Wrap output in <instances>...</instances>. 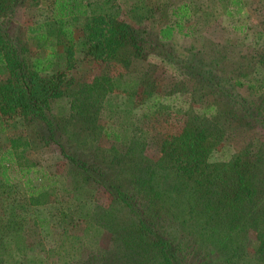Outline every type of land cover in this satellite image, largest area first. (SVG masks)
<instances>
[{"label": "trees", "instance_id": "trees-1", "mask_svg": "<svg viewBox=\"0 0 264 264\" xmlns=\"http://www.w3.org/2000/svg\"><path fill=\"white\" fill-rule=\"evenodd\" d=\"M243 8L240 0H134L126 11L117 0H0V138L8 146L0 142V264H264V166L257 152L261 142L252 140L244 149L249 157L245 166L225 155L231 141L245 132L257 129L264 134V42L255 43L259 50L250 43L247 71L231 76L223 63L235 62L226 51L208 57L203 51L214 53L219 43H208L193 24L196 18L205 23L239 20ZM17 9L30 18L25 58L7 30ZM37 14L43 16L40 23ZM148 24L152 26L146 28ZM179 36L181 47L172 49ZM127 37L134 56L115 61L122 72L110 76L103 68L90 89L62 97L70 73L88 64L109 68ZM196 37L202 45L195 44ZM150 54L164 63V85L156 100L139 105L126 90L153 82L157 66L147 63ZM165 68L172 70L170 76ZM113 91L121 95V116L99 136L119 145V157L107 156L113 169L122 163V177L109 173L107 166L79 159L78 154L88 152L69 145L60 133L72 126V113L92 126ZM60 101L71 119L57 118ZM191 103L203 118L183 122L176 137L182 152L165 151L163 137L156 134L155 139L149 130L171 115L183 114L181 106ZM160 106L170 115L159 113ZM19 118L29 125L37 122L41 136L58 149L64 164L81 175L83 188L91 186L108 196L110 208L94 209L86 221L54 203L44 217L36 215L44 197L56 198V184L54 179L28 176L33 166L16 149L23 138H7ZM137 142L151 143L154 159L134 155ZM19 172L23 180L14 183L8 175ZM202 184L209 186L208 193L199 191ZM178 198L187 204L184 222L168 216ZM245 210L263 212L256 230L249 228ZM116 214H122L120 223ZM105 230L121 239L118 259L93 248ZM24 237L35 239V244L24 246Z\"/></svg>", "mask_w": 264, "mask_h": 264}, {"label": "rangeland", "instance_id": "rangeland-1", "mask_svg": "<svg viewBox=\"0 0 264 264\" xmlns=\"http://www.w3.org/2000/svg\"><path fill=\"white\" fill-rule=\"evenodd\" d=\"M134 0H117L122 10L126 11L131 7V4ZM245 8H243L244 16L239 18H233L232 21H223L221 18H217L211 23H205L199 18L193 22L195 29L200 30L198 34L201 36L205 33V38H207L208 43L213 41L216 46H220L212 53L205 49L203 52L209 55L210 57H215V52H219V56L224 53H227V57L235 62L233 66H230L232 63L225 61L223 63L225 73H229L231 76L239 73L240 71L246 72L248 69V64L246 63L249 52L251 49V44L254 45L259 50V45H255L258 41V44H263L264 42V0H240ZM38 15V14H37ZM39 16V15H38ZM30 18H28L27 13L22 9H17L10 20L8 26L9 33L13 35L14 40L18 48L22 51L23 58L28 57V51L25 45V27L28 24ZM43 16H39L36 19V22H42ZM169 20H172L169 19ZM168 21V19H166ZM165 21V22H166ZM151 24L146 25V28L151 27ZM186 25L183 24V28ZM240 27V28H239ZM244 27V30L241 32V28ZM204 31V32H203ZM203 32V33H202ZM181 37L179 36L173 44V48L180 46L181 47ZM226 42V43H225ZM208 43H206L208 45ZM196 45H202V39L196 37ZM212 44V43H211ZM252 50V49H251ZM164 48H160L158 54H163ZM118 58H113L112 63H110L109 68L107 65L101 64H88L82 67V70L77 73H70L68 76L69 86L64 90L62 97H69L72 94H77L82 92L83 89H90L89 85L92 80L101 74V71L104 68V71L108 72L110 76H114L120 72L122 69L120 64L115 63L119 58L124 56L133 57L134 48L132 45V39L127 37L121 44L120 48L117 51ZM208 56V57H209ZM147 63L157 66V70L152 76L153 82L148 86L143 88H129L126 91L132 93L136 98L137 102L141 104H150L156 100L157 94L160 92L161 85L163 86V61L160 57L150 54L147 57ZM225 64V65H224ZM169 67V66H167ZM237 69V71H236ZM167 76H170L172 70L165 68ZM162 83V84H161ZM172 89L176 87V84L171 85ZM162 89V88H161ZM242 96L245 95L244 92H239ZM121 95L118 92H108L103 105L98 108L96 120L92 126L88 124L86 120H82L83 116H77V113H72V126L65 127L61 133V138L67 140L69 145L76 146L78 149H84L88 152L85 156L78 154V158L85 160L88 163L94 165L98 164L101 167H108L109 173L112 175H118L122 177V174H125V171H119V168H122V163H120L117 168L113 169V166L110 164V159L107 155L118 156L119 145L113 144L109 139H105L99 136V131L108 126H115L118 124L119 118L121 116L120 102L118 101ZM67 99V98H65ZM80 101L85 104L84 100ZM65 102V100H63ZM58 104L57 107V118L61 119H71L68 117L70 114L69 110L64 107V102ZM182 111L184 113L175 116H170V119H167L165 124L157 127L159 124L154 125V129L149 130L150 135L160 134L161 138L163 137V148L165 151L173 150L176 153L180 152L181 146L179 145L176 137L180 132L183 122L186 120L200 121L202 117L201 109L197 106L196 103H191L189 105H182ZM92 110L91 108L89 109ZM215 110V109H214ZM159 113L169 114L167 107L160 106L158 108ZM54 114H52L53 116ZM37 128V129H36ZM156 128V129H155ZM40 128L37 122H32L27 124V120L21 118L18 119L16 128L14 129L12 135L7 136V138H17L18 136L22 137L23 141L16 143V149L18 154L27 158L31 164V177L43 178L44 182H50L51 179L55 181V193L56 198L52 196L44 197L41 201L43 206H39L38 210L35 212L40 218L44 217L48 211L49 204L61 205L65 211L68 213L72 212L80 220H88L91 216V213L94 209L100 211L104 208H110L109 203L110 199L105 194H100L95 190H92V187H84L81 175L78 174L75 168L67 167L64 164L63 158L58 154V149L50 142L47 137L41 136ZM34 131V132H33ZM39 131V133H38ZM33 132V134H32ZM159 136H155V139H158ZM0 142L4 143L5 139ZM252 140H259L261 145L257 148L258 157L262 161L264 166V134H262L257 129H252L244 134L234 138L231 141V146L227 148L225 155H228L232 162L238 163L242 166H245L249 162V157L247 156L244 149ZM151 146V147H150ZM8 147V146H6ZM153 145H146L140 142H137L134 148V155H141L146 159H154L156 153L153 151ZM182 152V148H181ZM120 161L121 158H120ZM21 174V175H20ZM10 180L14 183L23 180L22 173H12L8 175ZM43 176V177H42ZM29 178V179H30ZM33 179V178H32ZM121 178L120 180H122ZM264 179V174L262 176ZM201 193H208L210 191L209 186L202 184L199 187ZM113 207V206H112ZM112 209V208H111ZM116 212V211H115ZM112 213V215L115 214ZM187 204L184 198H178L173 202L172 208L169 210L168 216L173 222H184L187 218ZM244 215L247 218L249 228L251 230H256L263 222V212L261 210H256L255 212H249L248 210L244 211ZM118 216V223L123 219L122 214H116ZM29 219H33V214L28 216ZM34 220V219H33ZM3 221V218L0 215V222ZM82 226V225H81ZM112 228V227H111ZM252 233V231L250 232ZM95 240V239H93ZM35 239L24 237L22 244L26 247H30L35 244ZM96 245L93 248L100 249L105 251L111 258L118 259L121 254L122 242L121 239L115 236L111 230H105L102 232L99 237H96ZM37 243V242H36ZM97 246V247H96ZM245 261L247 260L244 258Z\"/></svg>", "mask_w": 264, "mask_h": 264}]
</instances>
